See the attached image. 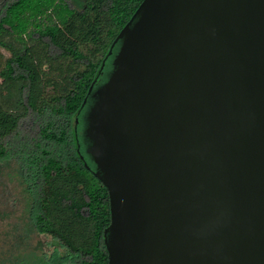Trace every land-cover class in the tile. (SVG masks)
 <instances>
[{"label":"water","instance_id":"water-1","mask_svg":"<svg viewBox=\"0 0 264 264\" xmlns=\"http://www.w3.org/2000/svg\"><path fill=\"white\" fill-rule=\"evenodd\" d=\"M84 117L106 264H264V0H142Z\"/></svg>","mask_w":264,"mask_h":264},{"label":"trees","instance_id":"trees-1","mask_svg":"<svg viewBox=\"0 0 264 264\" xmlns=\"http://www.w3.org/2000/svg\"><path fill=\"white\" fill-rule=\"evenodd\" d=\"M141 1L0 0V168L11 166L28 197L35 193L34 230L87 264H106L109 212L106 190L89 174L88 142L75 134L78 116ZM42 60L69 68L54 83ZM67 213L85 225L81 243L64 234Z\"/></svg>","mask_w":264,"mask_h":264},{"label":"rangeland","instance_id":"rangeland-1","mask_svg":"<svg viewBox=\"0 0 264 264\" xmlns=\"http://www.w3.org/2000/svg\"><path fill=\"white\" fill-rule=\"evenodd\" d=\"M0 54L6 56L1 50ZM42 61L54 83H58L69 68L67 61L52 64ZM81 117L79 136L84 129ZM25 188L11 166L0 168V264H48L50 261L46 260L47 255L44 253L60 247L51 237L34 230L32 216L37 213V209L30 196L34 198L35 193L32 192L28 197ZM60 218L66 237L73 243H81L84 223H78L69 213L62 214Z\"/></svg>","mask_w":264,"mask_h":264},{"label":"flooded vegetation","instance_id":"flooded-vegetation-1","mask_svg":"<svg viewBox=\"0 0 264 264\" xmlns=\"http://www.w3.org/2000/svg\"><path fill=\"white\" fill-rule=\"evenodd\" d=\"M114 55L115 54H113L109 58V65L107 64L105 66V68L104 67L101 68V69L104 68V70H101L98 73L99 77L93 81V83L91 84V86L89 87V89L87 91V95H88V98H89V103L87 104V106L85 107V109L82 112V114L84 113V115L82 117H81L82 114L80 116H78V117H81V119L83 120L84 125H85L84 117H85L86 111H87L88 107L90 106V104L92 102L91 95L100 85H102L105 82L108 74L110 73V70H111V65L110 64H111V61H112V58H113ZM83 103L85 104L86 100ZM77 123H78V120H76V124ZM75 134L78 136V132H76ZM93 170L89 169V174L94 177ZM44 254L47 255L46 256L47 257L46 260L50 261V262H48V264H87L86 262L83 261L84 259H82V258H80L78 256H75V255H71L68 252V250L65 249L64 247L54 248L51 251L45 252Z\"/></svg>","mask_w":264,"mask_h":264}]
</instances>
